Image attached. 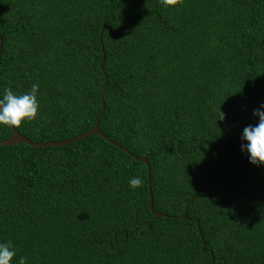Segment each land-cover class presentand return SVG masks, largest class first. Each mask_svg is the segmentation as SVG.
<instances>
[{
  "label": "trees",
  "instance_id": "1",
  "mask_svg": "<svg viewBox=\"0 0 264 264\" xmlns=\"http://www.w3.org/2000/svg\"><path fill=\"white\" fill-rule=\"evenodd\" d=\"M0 37V95L39 84L18 134L86 133L106 79L99 129L127 151L99 135L0 147L12 264H264V166L240 139L264 104V0H0Z\"/></svg>",
  "mask_w": 264,
  "mask_h": 264
},
{
  "label": "clouds",
  "instance_id": "2",
  "mask_svg": "<svg viewBox=\"0 0 264 264\" xmlns=\"http://www.w3.org/2000/svg\"><path fill=\"white\" fill-rule=\"evenodd\" d=\"M183 0H161L165 7H177ZM39 84L33 83L29 91L17 95L11 88H5L0 95V126L20 127L23 123L33 121L39 115L37 94ZM221 113V112H220ZM222 119L223 114L221 113ZM258 118L255 125H247L241 134V152L247 154L253 166H264V104L253 111ZM129 187L136 190L143 184L140 176H133L128 181ZM16 249L11 241L0 242V264H12ZM17 264H26L25 257H19Z\"/></svg>",
  "mask_w": 264,
  "mask_h": 264
},
{
  "label": "water",
  "instance_id": "3",
  "mask_svg": "<svg viewBox=\"0 0 264 264\" xmlns=\"http://www.w3.org/2000/svg\"><path fill=\"white\" fill-rule=\"evenodd\" d=\"M101 37H102V33L100 35V42H101ZM1 47H2V38L0 37V54H1ZM103 61H104V58L102 59V62H101V65H100L101 68H102V65H103ZM105 88H106V79H105V84H104L103 90L101 92L102 111H101L100 117L97 119L95 125L89 131H87L86 133H83L81 135H78V136H76L74 138H71V139H68V140L62 141V142L34 143V142H31L30 140H28L27 138L21 136L12 127H10L11 131H12V135L7 140L1 141L0 142V147H2V146H10V145H13V144H16V143H21V142L26 144V145H28V146H30V147H32V148H35V149L44 148V147H53V146H64V145L70 144V143H72V142H74L76 140L82 139V138L90 136V135H99L105 141L110 142L114 146L120 147L116 143H113L112 141L108 140V138H106V136H104V134H102V132L99 129V120H100V118L102 116L103 108H104L103 94H104ZM120 148L123 149L122 147H120ZM123 150L126 151L125 149H123ZM130 155L133 157V159L144 163L146 165V167H147L148 188H149V208H150V211L153 213V215L156 218H160V217H162V214L156 213L153 210L152 195H151V182H150V167H149L148 159H147L146 156L138 158V157H136V156H134L132 154H130ZM181 218L187 219V216H183Z\"/></svg>",
  "mask_w": 264,
  "mask_h": 264
}]
</instances>
